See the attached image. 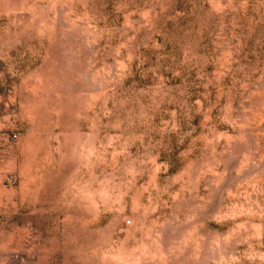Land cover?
Instances as JSON below:
<instances>
[{
  "label": "clouds",
  "instance_id": "clouds-1",
  "mask_svg": "<svg viewBox=\"0 0 264 264\" xmlns=\"http://www.w3.org/2000/svg\"><path fill=\"white\" fill-rule=\"evenodd\" d=\"M0 264H264V0H0Z\"/></svg>",
  "mask_w": 264,
  "mask_h": 264
}]
</instances>
